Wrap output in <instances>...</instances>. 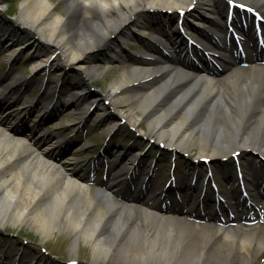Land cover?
<instances>
[{
  "label": "bare ground",
  "instance_id": "obj_1",
  "mask_svg": "<svg viewBox=\"0 0 264 264\" xmlns=\"http://www.w3.org/2000/svg\"><path fill=\"white\" fill-rule=\"evenodd\" d=\"M227 1L221 6L220 0H61L64 13H59L49 0H23L18 18L37 31L42 47L31 54L32 69L51 67L48 50L52 46L63 57L62 64H73L89 78L101 72L96 64L85 66V56L98 45L110 49L124 43V37L130 40L134 27H144L140 14L163 18L183 15L175 28L168 25V31L160 27L156 32L174 56L160 53L152 44L145 45L142 58L132 60V68L114 80L106 96L113 98L121 118H128L141 131L144 122L149 133L171 151H186L196 145L199 158L211 159L241 150L253 153L246 177L236 179L231 171L226 173L253 197L264 185V55L256 52L236 62L232 32L212 22L211 17L226 19L224 12L233 2L232 7L242 13L258 12L264 17V0ZM244 19L249 31L253 18L248 21L245 15ZM207 27L222 33V39L211 41ZM236 27L244 30L243 25ZM183 28L195 32L188 40L189 48L211 41L194 49L193 58L202 63L199 66L188 60L182 48L179 36ZM10 45L5 52L8 58L16 52H30L21 43ZM212 58L222 63L219 68ZM6 79L15 87L29 86L15 75ZM87 89L86 84H80L73 90L76 95L70 104L74 110L82 109L80 115L90 107L82 103ZM2 95L0 88V100H4ZM92 99L96 101L98 96ZM40 103L31 109L39 108ZM62 106L56 103L47 112L41 106L40 112L50 115ZM100 111L105 114L108 108L100 106ZM4 119L0 120V226L26 222L46 235L65 222L76 241L82 238L89 243L94 258L116 253L121 264H249L250 247L256 244L257 253L264 249V228H232L220 219L213 223L210 211L204 222L191 221L176 212L162 215L143 201L144 196L118 194L122 180L117 178L116 166L92 193L80 175L56 163L51 151L36 149L30 136ZM117 125L115 122L113 127ZM53 139L50 145H63L59 137ZM227 159L234 165L231 156ZM134 161L130 159L128 164ZM183 186L186 192L193 190L190 184ZM154 187L151 184L147 191ZM218 237L220 242L212 248Z\"/></svg>",
  "mask_w": 264,
  "mask_h": 264
},
{
  "label": "rangeland",
  "instance_id": "obj_2",
  "mask_svg": "<svg viewBox=\"0 0 264 264\" xmlns=\"http://www.w3.org/2000/svg\"><path fill=\"white\" fill-rule=\"evenodd\" d=\"M22 1H0V88L3 92L2 96H4V100H0V120L5 118L4 121L13 122L16 129L18 128L27 136L32 137L31 142L39 151H51L49 155L54 157L55 162L80 175L92 193H94L97 183L107 180L117 158L110 159L107 157L101 161L102 156L99 157L105 140L114 128L116 136L109 140L108 145L113 144L116 150L119 149L118 156L126 154L125 162L132 157L134 151L143 152L144 149L146 150L144 158L141 160L144 163L141 170L142 174L136 176L135 182L133 181L134 173L127 181L126 176H120L124 172L123 170L120 171L124 164L118 167L117 178L124 179L118 194L138 196L144 192L143 201L149 206H153L158 212L160 210L165 211L160 213L162 215L177 212L178 216L199 222V220H194L195 216L204 217L207 211H211L214 221L216 218L222 219L224 225H229L232 228H264L263 195L250 198V200L247 199L245 202L243 201V205H234L236 198L241 194V188L236 185V182H225L224 180L228 171H231L233 176L236 173L234 166H231L227 159L231 155L209 159L207 163H204L198 157L199 150L196 145H191L186 151H171L159 141L157 136L149 133L144 122L141 124L143 130L141 131L132 126L128 118H121L120 111L113 105V98L106 96V92L114 80L132 68L133 59L141 57L144 45L151 44V41L157 37L156 32L160 27L165 31H168V25H173L175 28L177 14L168 18H163L157 14L148 16L140 14L139 16L145 22L143 28L148 29L144 33L146 38L130 36V40H127L128 37H124V43L112 45L110 49H104L102 45L96 46L85 56L84 62L85 66L96 64L101 72L99 76L88 78L84 70H78L73 64H62L63 57L59 54V50L51 46L48 50L51 67L40 71L34 78L28 79L20 74L17 68L21 67L22 72L29 75L31 72L30 62L34 60V56L31 54L40 51L42 47L39 44L37 31L29 28L18 18ZM49 1L55 6L57 12L64 13L61 0ZM220 1L223 3V0ZM132 31L137 30L133 28ZM191 34L193 35V33ZM11 42L21 43L22 46L28 47L30 52L24 57L21 56L24 54L18 55L19 58L16 63L9 67L4 60V54L12 48ZM153 45L159 49L157 45ZM165 47L166 43L162 45V48L165 49ZM116 56L121 58L118 59ZM59 63L62 67H59ZM9 75H16L20 80L29 82L30 86L13 87L6 80ZM42 80L46 82L44 88L42 87ZM80 84L88 86L85 101L89 99V102H92L94 100L92 97L98 96V99L94 101L96 105L99 108L103 105L108 108V112L101 116V120L97 121L99 116L95 111L91 117L82 121L79 115L72 116L68 108H59L50 115L42 116L41 106L50 109L55 102H67L66 98L73 95L72 88ZM39 100L41 101L40 107L31 109V104ZM26 101V104L21 105ZM115 122H118V125L113 127ZM52 136L60 137L67 142V145H73L72 149H69L70 152L63 149V146L56 148L57 146L50 145L52 139L47 138ZM114 139L118 140L114 142ZM160 144L165 148L161 147ZM236 158L239 159L242 170L246 172L245 168H248L247 164L254 156L249 151L241 150ZM173 159L176 163V180L177 178L180 179L179 185H182V182L190 184L188 176L192 171L198 172L201 177L198 180H204L207 171L210 169L213 172L216 189L219 193L213 194L211 182L208 181L204 185L205 192L202 195L198 192L199 184L195 183L197 189L195 192L186 193L182 190L183 193H178L179 197L168 192L167 198L162 199V190L172 180L171 178L168 179V176L172 172L169 163ZM97 162H103L104 165L96 167L94 164ZM150 163H154L152 170L154 169L155 176L153 181L155 188L151 194L146 190L150 181H146L145 184L142 183L148 176ZM143 201L141 199L139 204ZM255 205L258 210L254 208ZM251 208H253L254 213H262L263 218L255 216L251 219H244L245 216L251 214V210H249ZM239 209L240 211H238ZM241 216H244L243 219ZM247 221L250 222L248 226L245 225ZM260 221L262 225H256ZM219 242L220 237L212 244V248H215ZM73 245L76 246H74V252H71ZM235 250H239L238 244H235ZM249 251L251 258L249 264H264V249L257 253L256 244H254ZM71 261H76V264L122 263L120 256L116 253H111L101 259L94 258L89 243L82 238L76 241L75 237L70 234L65 222L59 224L51 233L46 235H41L26 222H8L4 226H0V264H66Z\"/></svg>",
  "mask_w": 264,
  "mask_h": 264
}]
</instances>
